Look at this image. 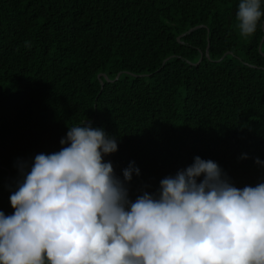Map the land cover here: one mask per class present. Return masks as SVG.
Instances as JSON below:
<instances>
[{
	"label": "trees",
	"instance_id": "trees-1",
	"mask_svg": "<svg viewBox=\"0 0 264 264\" xmlns=\"http://www.w3.org/2000/svg\"><path fill=\"white\" fill-rule=\"evenodd\" d=\"M263 23L0 0V264H264Z\"/></svg>",
	"mask_w": 264,
	"mask_h": 264
},
{
	"label": "water",
	"instance_id": "water-1",
	"mask_svg": "<svg viewBox=\"0 0 264 264\" xmlns=\"http://www.w3.org/2000/svg\"><path fill=\"white\" fill-rule=\"evenodd\" d=\"M262 28H263V30H264V23H263V25H262ZM192 29L190 28L189 30H188V32H190ZM177 38H179V37H177ZM208 46H209V43H207V49H208ZM207 51V50H206ZM263 54H264V52H262ZM207 54V53H206ZM201 59V57L199 58V60ZM198 60V61H199ZM101 75H104V74H101ZM105 76V75H104ZM116 77H118V74H117V76ZM71 131H72V129L68 132V136H67V138L69 139L70 138V134H71ZM65 159H66V156H65ZM43 169V167H41L40 169H39V171H38V173H40L41 172V170ZM68 173V171L66 170V172L64 173V174H67ZM36 176V174H34V175H32V176H30L29 178H28V180H27V188L29 187V183H30V180L32 179V178H34ZM8 181V175H7V179H6V182Z\"/></svg>",
	"mask_w": 264,
	"mask_h": 264
}]
</instances>
